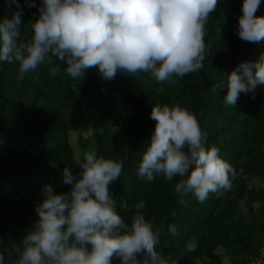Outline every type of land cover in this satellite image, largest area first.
<instances>
[{
  "label": "trees",
  "instance_id": "16d2710c",
  "mask_svg": "<svg viewBox=\"0 0 264 264\" xmlns=\"http://www.w3.org/2000/svg\"><path fill=\"white\" fill-rule=\"evenodd\" d=\"M20 4L21 20L30 27L41 0L32 7L25 0ZM0 5L7 8L5 0ZM241 5L242 0H217L205 24L204 66L174 83L157 82L146 72L134 76L119 70L105 79L93 66L82 78H70L74 88L64 89L40 68L34 70L40 81L48 87L58 84L61 95L57 106L35 109L7 97L0 75V253L5 264H14L16 247L22 248L24 235L38 219L35 205L43 198V185L67 192L71 184L63 182V169L78 177L76 156L84 151L122 161L120 176L109 185L117 211L126 223L142 213L160 229L158 247L169 264H227L225 257L230 264H249L264 244V86L241 92L235 105H225L223 97L227 75L241 61L257 60L264 39L249 42L238 36ZM255 14L264 16V0ZM51 62L65 72L63 62L55 57ZM79 93L88 99L94 119L80 109ZM155 104L179 105L196 115L206 144L219 147L232 165L229 189L210 192L203 202L189 193L180 203L174 191L179 177L168 180L161 174L151 182L137 178L136 166L156 123L150 116ZM106 120L110 122L104 126ZM87 121L93 130L78 138L76 154L69 134ZM34 139L49 145L37 149ZM169 224L176 226L175 235L168 232ZM192 239L196 248L190 251L186 243ZM112 264L119 261L114 258Z\"/></svg>",
  "mask_w": 264,
  "mask_h": 264
},
{
  "label": "clouds",
  "instance_id": "9594fccd",
  "mask_svg": "<svg viewBox=\"0 0 264 264\" xmlns=\"http://www.w3.org/2000/svg\"><path fill=\"white\" fill-rule=\"evenodd\" d=\"M34 3L25 0L28 7ZM260 3L242 0L236 26L242 40L264 39V16L255 14ZM5 4L10 15L0 17V61L16 63L19 78L55 57L73 79L97 66L105 79L119 70L174 83L204 66L205 24L217 0H41L27 38H22L20 0ZM60 70L53 65L50 74ZM226 79L225 105H235L241 92L264 86V52L257 60L241 61ZM150 116L156 123L135 169L138 179L179 177L174 191L180 203L189 193L203 202L210 192L231 187L232 165L219 147L206 144L194 113L179 105L155 104ZM76 160L78 177L63 169V182L71 184L67 192L43 185V198L35 205L38 219L24 235L22 248L16 247L14 264H112L114 258L119 264H169L158 247L160 229L142 213L126 223L117 211L109 185L120 176L122 161L95 151L78 153ZM176 231L174 224L168 225V232ZM186 248L194 250L195 239ZM0 264H5L3 253Z\"/></svg>",
  "mask_w": 264,
  "mask_h": 264
},
{
  "label": "rangeland",
  "instance_id": "374dc122",
  "mask_svg": "<svg viewBox=\"0 0 264 264\" xmlns=\"http://www.w3.org/2000/svg\"><path fill=\"white\" fill-rule=\"evenodd\" d=\"M10 15V10L3 5H0V17ZM22 38H27L31 36L30 27L27 23L22 21ZM54 64L50 63L41 64L37 69H44L47 77L52 78L54 81H57L59 84H63V88L66 89L69 85V88H74V85L67 76V74L60 70L55 76L50 74V67ZM0 75L3 80V90L7 97L19 101L24 108H40V109H49L58 105V102L55 100L60 97L58 84L51 87L43 84L37 73L32 71L26 73L23 78H19L18 65L16 63H9L6 61H0ZM61 82V83H60ZM42 84V86H40ZM113 85V83H111ZM95 118V117H89ZM90 121V119H89ZM89 121L86 123L80 124L69 134V140L75 147L77 154L76 143L79 137H86L91 134L93 128L90 125ZM109 120L104 122V126L109 124ZM34 146L37 149H46L49 143L42 142L40 140L34 139ZM241 204H243L241 202ZM243 213H246V210H242ZM224 261L227 264H230L228 258L225 257Z\"/></svg>",
  "mask_w": 264,
  "mask_h": 264
},
{
  "label": "built area",
  "instance_id": "2783aa9c",
  "mask_svg": "<svg viewBox=\"0 0 264 264\" xmlns=\"http://www.w3.org/2000/svg\"><path fill=\"white\" fill-rule=\"evenodd\" d=\"M87 100L88 99L85 95H82L81 93L78 94L79 107L82 112L86 115L95 117V112L92 111L90 106H88ZM249 264H264V244L262 245L259 252L251 258Z\"/></svg>",
  "mask_w": 264,
  "mask_h": 264
}]
</instances>
